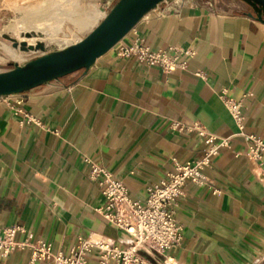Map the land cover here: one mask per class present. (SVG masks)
I'll return each mask as SVG.
<instances>
[{
  "label": "crops",
  "instance_id": "obj_1",
  "mask_svg": "<svg viewBox=\"0 0 264 264\" xmlns=\"http://www.w3.org/2000/svg\"><path fill=\"white\" fill-rule=\"evenodd\" d=\"M8 1L0 0V11ZM117 1L76 0L78 17L88 20L83 32ZM134 38L152 51L189 49L194 55L184 70L166 73L133 57L119 58L114 47L86 71L0 98V228L22 226L34 236L30 244L41 238L64 256L77 236L123 247L128 237L95 212L106 201L103 188L88 178L91 164L143 203L146 188L175 164L208 151L210 144L196 132L171 129L173 122L198 123L217 140L230 138L229 147L204 170L203 184L186 182L185 196L174 205L180 244L142 255L151 264H264L262 174L246 158V144L235 136L222 97L225 92L241 100L244 132L264 140V24L242 0H170L144 16L121 43ZM30 255L29 247L0 253V264H28ZM87 264H100L96 249Z\"/></svg>",
  "mask_w": 264,
  "mask_h": 264
},
{
  "label": "built area",
  "instance_id": "obj_2",
  "mask_svg": "<svg viewBox=\"0 0 264 264\" xmlns=\"http://www.w3.org/2000/svg\"><path fill=\"white\" fill-rule=\"evenodd\" d=\"M121 41L115 46L119 58L133 57L149 66L158 65L166 73L178 69L184 70L187 59L194 55L189 49L169 48L152 51L139 38H134L129 44H123ZM195 75L204 79L202 73ZM66 88L69 89L70 86ZM222 97L224 106L236 126L235 136L241 137L245 142L244 154L250 162L258 166L264 183V140L244 132L241 100L236 101L228 97L225 92ZM11 108L15 114H23L25 121L40 125V122L23 113L20 108L14 106ZM171 129L177 132H196L204 137L205 143L210 144V148L198 159L175 164L173 170L168 172L164 179L146 188L148 197L143 203L130 198L125 185L120 180L114 179L110 172L95 164L90 166L88 178L103 188L102 195L106 201L103 206L96 208L95 212L128 237V242L123 247L113 246L107 239L77 236L68 256L60 252L54 254L51 244L41 238L30 244L33 234L16 225L0 228V253L7 256L15 250L29 247L31 255L28 264H87V256L96 249L100 254V264H107L112 259L119 264H151L142 255L143 251L150 253L177 247L182 239V227L176 222L173 207L179 198L185 196L186 182L196 185L204 183V170L210 168L212 159L219 154L221 148L229 147L230 138L217 140L215 136L207 134L198 123L185 126L180 122H173ZM18 233L25 235L22 241L15 240ZM165 262L171 263V260L166 259Z\"/></svg>",
  "mask_w": 264,
  "mask_h": 264
},
{
  "label": "water",
  "instance_id": "obj_3",
  "mask_svg": "<svg viewBox=\"0 0 264 264\" xmlns=\"http://www.w3.org/2000/svg\"><path fill=\"white\" fill-rule=\"evenodd\" d=\"M165 1L170 0H119L82 39L51 51L46 50L43 43L30 46L29 49L39 50L41 54L21 64L9 63L12 68L0 72V98L21 94L80 70H88L144 16ZM242 1L251 8L256 20L264 24V0ZM248 15L252 17L251 13Z\"/></svg>",
  "mask_w": 264,
  "mask_h": 264
},
{
  "label": "rangeland",
  "instance_id": "obj_4",
  "mask_svg": "<svg viewBox=\"0 0 264 264\" xmlns=\"http://www.w3.org/2000/svg\"><path fill=\"white\" fill-rule=\"evenodd\" d=\"M8 2L0 11V72L9 70V63L14 62L21 54L19 50L12 48L13 44L8 41V34L21 42L24 39L21 38L20 33L27 31L31 33V30L36 31L35 28L40 27L42 29L38 32L43 33L47 39H51L46 40L50 45L47 50L51 51L78 41L102 19L95 21L94 18L89 22V29L83 32L88 20L78 17L82 9L75 4L76 0H11ZM53 33L57 34V37L48 36ZM28 43H34V40H28ZM40 54L39 50L24 54L23 60H25L22 63Z\"/></svg>",
  "mask_w": 264,
  "mask_h": 264
},
{
  "label": "bare ground",
  "instance_id": "obj_5",
  "mask_svg": "<svg viewBox=\"0 0 264 264\" xmlns=\"http://www.w3.org/2000/svg\"><path fill=\"white\" fill-rule=\"evenodd\" d=\"M40 25H42V23ZM40 29H42V28L36 27L35 30L37 32L34 31V30H31L32 31L31 33H28V31L24 32V33H20L21 38L24 39L21 42L17 38L12 37L9 34L7 35L8 36V41H10L12 44L16 45V47H12V48H14L16 50H19L21 52L20 57L16 58L14 62L21 64L23 62L22 60H23V55L24 54L27 55V54H30V53H35L34 50L29 49L30 46L36 47L39 43H44L46 50L50 47V46H48L45 43V42H47L46 40H48L45 37V35L43 33H41V32H38V30H40ZM5 36H6V34H5ZM28 40H34V43L29 44ZM74 42H76V41H74ZM23 47L25 48V50H22ZM61 48H59V49H61Z\"/></svg>",
  "mask_w": 264,
  "mask_h": 264
},
{
  "label": "trees",
  "instance_id": "obj_6",
  "mask_svg": "<svg viewBox=\"0 0 264 264\" xmlns=\"http://www.w3.org/2000/svg\"><path fill=\"white\" fill-rule=\"evenodd\" d=\"M118 1H119V0H118ZM118 1H117V2H118ZM9 66H10V65H9ZM11 68H12V67H9V69H11Z\"/></svg>",
  "mask_w": 264,
  "mask_h": 264
}]
</instances>
